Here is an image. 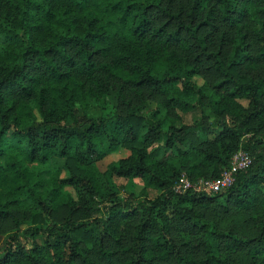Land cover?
Masks as SVG:
<instances>
[{
	"label": "trees",
	"instance_id": "trees-1",
	"mask_svg": "<svg viewBox=\"0 0 264 264\" xmlns=\"http://www.w3.org/2000/svg\"><path fill=\"white\" fill-rule=\"evenodd\" d=\"M0 264H264V0H0Z\"/></svg>",
	"mask_w": 264,
	"mask_h": 264
},
{
	"label": "built area",
	"instance_id": "built-area-1",
	"mask_svg": "<svg viewBox=\"0 0 264 264\" xmlns=\"http://www.w3.org/2000/svg\"><path fill=\"white\" fill-rule=\"evenodd\" d=\"M252 163L251 155L244 149H238L232 156L229 166L221 174L213 179H199L191 182L184 175L180 176L173 186L177 194H182L187 190L196 192H220L229 188L235 181L236 173L249 167Z\"/></svg>",
	"mask_w": 264,
	"mask_h": 264
},
{
	"label": "rangeland",
	"instance_id": "rangeland-1",
	"mask_svg": "<svg viewBox=\"0 0 264 264\" xmlns=\"http://www.w3.org/2000/svg\"><path fill=\"white\" fill-rule=\"evenodd\" d=\"M196 81L198 84L203 83V78L201 76H196ZM245 103V101H243ZM129 154V150L123 147H119L116 151L106 156L104 159L99 160L97 165L100 170H104L106 165L113 160L119 159L121 157L127 156ZM62 177L67 176V172L63 171L61 174ZM111 183L113 186L116 187L117 191L120 192L121 196H127L128 192L132 191L133 197H138V194L142 188V182L139 179H127L124 177H113L111 179ZM65 191L69 192L73 197L76 196L75 190L70 187L66 186L64 188ZM158 191L156 190H149V197L153 198Z\"/></svg>",
	"mask_w": 264,
	"mask_h": 264
}]
</instances>
